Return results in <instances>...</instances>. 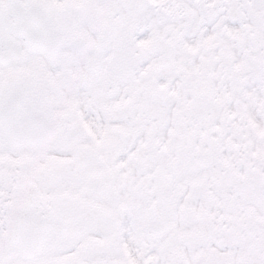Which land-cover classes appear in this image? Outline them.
<instances>
[{"label":"snow or ice","instance_id":"1","mask_svg":"<svg viewBox=\"0 0 264 264\" xmlns=\"http://www.w3.org/2000/svg\"><path fill=\"white\" fill-rule=\"evenodd\" d=\"M0 264H264V0H0Z\"/></svg>","mask_w":264,"mask_h":264}]
</instances>
